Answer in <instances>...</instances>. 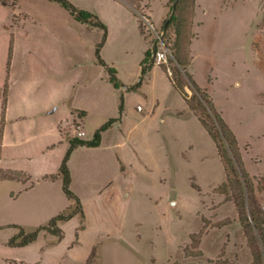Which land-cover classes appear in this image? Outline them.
<instances>
[{"label": "rangeland", "instance_id": "1", "mask_svg": "<svg viewBox=\"0 0 264 264\" xmlns=\"http://www.w3.org/2000/svg\"><path fill=\"white\" fill-rule=\"evenodd\" d=\"M69 1L106 24L100 57L121 76L137 69L173 2L127 0L136 6L135 15L121 0ZM192 2L183 0L179 7V49L185 59L194 57L187 73L232 130L264 213V0ZM175 29L172 25L164 34L170 49H176ZM101 35L54 1L0 0V130L10 89L7 135L0 143V264H264L253 256L264 248L258 231L240 221L248 213L236 205L240 188L232 181L222 192L226 173L215 142L179 96L167 93L160 100L157 75L144 92L160 105L141 120L135 108L143 96L114 88L107 68L98 63ZM159 79L167 83L165 76ZM121 96L129 101L123 105L128 123L155 130L143 160L148 167L127 164L122 170L105 147L117 139L114 124L103 151L73 157L84 217L77 213L58 222L62 239L40 230L34 242L10 245L20 228L31 233L72 208L61 182L55 176L43 179L56 174L62 157L54 127L65 122L72 107L91 110L98 101L102 109L91 110L83 126L91 139L107 119L119 115ZM62 133L68 139L75 134L67 128ZM84 158L90 164L81 169ZM96 162L102 163L99 174L92 167ZM8 172L14 181L1 180Z\"/></svg>", "mask_w": 264, "mask_h": 264}, {"label": "trees", "instance_id": "2", "mask_svg": "<svg viewBox=\"0 0 264 264\" xmlns=\"http://www.w3.org/2000/svg\"><path fill=\"white\" fill-rule=\"evenodd\" d=\"M54 1L59 4L62 8L67 10L69 14L73 17L74 20L78 22H82L84 24L89 25L92 28L99 29L102 32L101 40L96 45L95 55L97 57L98 63L101 66L107 68L110 77L109 81L113 85L114 88L125 87L127 90H135L141 86L144 81V78L147 72L154 66L153 60L151 59L152 53L157 50V45L155 41H151V48H148L144 54L143 59L141 60V74L137 80V82L133 86L126 87L124 86L116 76V70L112 67H108L106 63L100 57V50L104 46L107 35L108 28L106 24H104L98 16L95 14L77 8L74 4H72L69 0H49ZM132 7L135 13L136 6L131 5L132 3L127 0H121ZM183 0H173L172 4L169 6V12L166 15V18L163 20L160 30L166 35L170 26L175 25L176 29V40L175 46L176 49H170L172 52L171 63H174L173 67V76L170 79L172 85L175 90L180 94V96L186 102L190 111H192L201 125L204 127L208 135L212 138V140L216 144V148L218 151V155L220 157L221 163L224 166V170L226 173V184L221 186L222 192H226V188L228 187L229 182H234L240 188L239 194V202H236L237 207L241 211L248 212L240 217V221L244 227L253 228L259 233V240L264 247V235H263V226H264V213L260 211L254 196H253V188L252 183L245 172L242 164V160L237 148V140L229 128L227 123L224 121L220 113L216 111L214 108L209 95L206 90L201 89L189 76L187 73V67L193 61V55L188 59H185V56L179 49V40L182 36L180 26H181V16L179 14V7ZM194 5V0L192 2V6ZM139 7V6H138ZM136 15V13H135ZM262 21L264 23V13ZM139 31L142 36V22L139 23ZM195 37V36H194ZM190 39L189 44H191ZM163 67V66H162ZM163 69H165L163 67ZM165 71V70H164ZM186 80V83L183 80ZM185 87H188L192 94H188L185 91ZM123 96L120 97V106H119V116L116 118H109L104 124H102L95 132L90 140L81 139L78 137H73L69 140V148L67 149L61 164L58 169L57 176H59L62 180V191L65 197L70 200L73 205L70 208L68 213H60L54 216L50 221L44 225L39 227L37 230L31 233H25L22 228H20L19 234L13 237L10 240V245L15 247H24L32 242H34L37 238L38 232L43 230L49 234L57 236L59 239L63 238V232L60 228H58V222H67L72 219L77 213L81 214V217H84L82 205L80 199L76 194L72 192L70 189L71 184V175L68 168V160L72 151L77 147H88L94 148L98 147L101 140V134L108 130L113 123L120 119V116L123 112ZM16 176L11 174H5L6 179H15ZM249 209V211H248ZM20 240L19 242H16ZM254 258L259 263L264 261V248L260 251H256L253 253Z\"/></svg>", "mask_w": 264, "mask_h": 264}, {"label": "crops", "instance_id": "3", "mask_svg": "<svg viewBox=\"0 0 264 264\" xmlns=\"http://www.w3.org/2000/svg\"><path fill=\"white\" fill-rule=\"evenodd\" d=\"M162 21H163V19L161 20V23H162ZM107 38H108V35H107ZM106 41H107V39H106ZM145 52H144V54H145ZM144 54H143V57H144ZM143 57L139 60L138 65H137V69L133 72L132 75H130L131 73L129 75L126 73L123 76H121L119 74V72L116 71V76H117L118 80L124 86H126V87L133 86L137 82V80H138V78H139V76L141 74V60L143 59ZM154 75H157V86L156 87H159V89L162 91L161 93H159L161 101L164 102V100L166 99L167 93L170 94V93L173 92V93H175L177 96H179L183 100V102L185 103V106L188 108V106H187L186 102L184 101V99L175 90L174 86L172 85V82L170 81L169 77L167 76L166 72L164 71L162 65H154L147 72V74H146V76L144 78V81H143V83L141 84L140 87H138L135 90H127L125 87H123L124 90H125V93L127 95H128V93L137 92V93H139V94H141L143 96V97H140L141 101L137 102V105H136V108H135V113L136 114L137 113L141 114V117H140L141 120H146L145 118H147L148 116L152 117L154 115L155 111L157 110V108L160 105L159 102H158L159 99L157 97L152 98L149 93L146 94L144 92L145 86H147L148 82H150L152 80ZM162 75L165 76V78L167 79V83L163 84L162 82L159 81L160 80L159 78ZM185 91L188 94H191L190 90L187 87H185ZM9 95H10V89H9V92H8V95H7V99H6L5 103L2 105V114H1V122H2V124H1V130H0V143H2L5 140V137L7 135V133L5 132V124L7 122L6 118H7V114H8ZM123 99H124L123 100V105L125 104L126 108H127L128 102H129L127 96H123ZM95 104H96V105H94L95 107L91 108L92 111L94 109L97 110V111L102 109L101 108V103H99L97 101ZM147 105H149V106L147 107ZM119 106H120V104H119ZM139 107H140V109H138ZM145 107H146V109H145ZM55 110H56V107L53 108V110H51L50 112L52 113ZM91 110L86 109V108L72 107L70 109V112H69V117L65 120V122L64 123L60 122V123H58L56 125V127H54V133L56 134L57 137L60 138L59 144L62 146L61 161H62L67 149L69 148V140L71 139V138L68 139L67 136L62 135V134H64V133H62V129L63 128H67V131L70 130V129L74 130V126L75 125H79L80 126V130L83 131L85 134H84L83 137H78V138L85 139V140H90V139L85 138L86 137V132L84 131V127L83 126H85V121H87L88 118L90 117ZM124 111H126V110H124V107H123V112ZM145 111H146V114H145ZM123 112H122V114L120 116V119L118 121H116L115 123H113V125L114 124H118L119 125V127H118L119 128V133H118L117 139L115 138V140L113 142H111L109 144V146H105V147H107L108 150H110V154L111 155L114 154L119 166H121L123 171H125V168H126L127 164H128L129 167H132V166L134 167L135 164L138 165V167H143V166L144 167H148V166H146L144 164L145 162L143 163V160L144 161L147 160L148 154L150 152V149L152 148V144L155 142V138H156L155 130L154 129H145V127H142L141 129H139V128L136 127V124L130 125L128 123V121H127V116L126 115L123 116ZM195 117H196V115H195ZM113 118H116V117H113ZM197 120H198V118H197ZM70 123H71V127L69 128L68 125ZM113 125L108 130L104 131L101 134V140H100V144H99L98 147H94V148L77 147V148H75L72 151V153L70 155V158L68 160V168H69L70 175H71L70 188H72V190L74 191V192L73 191L72 192L74 194H76L77 196L79 195L80 198H81L80 192H78V190H76V188L74 186L75 181H74V172H73V168H72L73 157L77 153L86 155V154H90V153H99V152L103 151L104 148H105V147H103L104 141L106 140V137L109 134V131L111 130ZM200 125H201V123H200ZM203 129H204V127H203ZM74 133L75 134L71 135L72 138L75 137V136L77 137L75 131H74ZM211 140H212V138H211ZM46 150H47V148H46ZM61 161H60V164H61ZM132 163H133V165H132ZM60 164H59V166H60ZM89 164L90 163L88 161H86V158L82 159V162H81V165H80L81 169H83L84 167H88ZM96 164H97L96 166H94V164H92V167H95L96 170H97V173L99 174V170L98 169L101 167L100 164H102V163L96 162ZM58 169H59V167H58ZM57 173H58V170H57L55 175H50V176L45 175V176H43V179L44 180H52V179H50L48 177H54L55 176L54 178L61 182V189H62V180H61V178L59 176H57ZM6 174L13 175L12 172H8ZM20 174H23V173H20ZM25 177L29 178V176L27 174H26ZM80 179H83V177H80ZM1 180L14 181L15 179L2 178ZM113 183L114 182L108 180V184L113 185ZM88 189L90 191L94 190L93 187L92 188L89 187ZM101 192H102V190H98V194H100ZM62 193H63V191H62ZM62 223H65V222H62Z\"/></svg>", "mask_w": 264, "mask_h": 264}, {"label": "built area", "instance_id": "4", "mask_svg": "<svg viewBox=\"0 0 264 264\" xmlns=\"http://www.w3.org/2000/svg\"><path fill=\"white\" fill-rule=\"evenodd\" d=\"M157 45V50L152 53L151 59L154 65H163L165 67V72L168 76H173V64L170 62L172 59V52L170 48L164 42V33L162 31H155V39ZM140 109V107L138 108ZM74 131L77 137H83L84 132L80 130L79 125L74 126Z\"/></svg>", "mask_w": 264, "mask_h": 264}]
</instances>
